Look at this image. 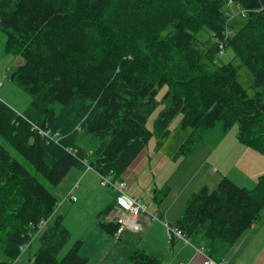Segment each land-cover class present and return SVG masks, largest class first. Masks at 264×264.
Returning <instances> with one entry per match:
<instances>
[{"label":"trees","instance_id":"16d2710c","mask_svg":"<svg viewBox=\"0 0 264 264\" xmlns=\"http://www.w3.org/2000/svg\"><path fill=\"white\" fill-rule=\"evenodd\" d=\"M229 1L246 10L237 31ZM0 31L4 53L24 61L13 80L31 97L22 114L0 102V140L51 187L73 168L123 181L147 141L167 136L179 114L189 133L175 157L193 154L218 124L223 132L236 126L242 146L264 152V0H0ZM241 69L252 95L238 81ZM162 87L164 108L151 132L146 123ZM39 130L58 133V143ZM57 205L0 143V264H13L36 234L29 264L87 263L80 241L58 257L70 233L54 215ZM263 211L264 177L251 190L222 179L190 195L178 227L220 262ZM102 228L114 235L117 225ZM127 263L160 260L134 250Z\"/></svg>","mask_w":264,"mask_h":264},{"label":"crops","instance_id":"0c3cea01","mask_svg":"<svg viewBox=\"0 0 264 264\" xmlns=\"http://www.w3.org/2000/svg\"><path fill=\"white\" fill-rule=\"evenodd\" d=\"M13 111L22 114L25 110ZM243 148L233 139L228 149L220 151L230 154L231 150L235 149L244 155L246 148ZM132 177V173L128 175L125 172L121 179L126 182L124 194L127 197L140 198L137 195L140 192L139 185L136 189L128 190V181ZM214 186L215 184L203 187L211 190L216 187ZM153 187L157 188L145 189V195L149 194V196L140 198L145 202L147 211L139 215L137 231L126 230L120 237H116L107 234L102 225L117 223L120 217V209L117 205L118 194L112 189L101 187L99 175L95 171L71 169L60 184L51 189L59 200L54 215L62 213L63 224L71 235L69 247L80 241L82 244L79 254L86 260V264H121L127 261L128 255L134 250H143L158 257L160 264H203L207 256L202 248L195 247L191 243L186 244L178 237H170L165 227L167 225L171 228H179L185 203L199 188L192 184L177 189L168 186V196L158 200L153 195V192L159 189L155 182ZM71 196L75 201L70 199ZM152 215H156V219H153ZM38 237L39 234L31 240L14 264H19L21 260L26 264L32 261L36 252L32 255L31 246L35 240L38 242ZM219 263L264 264V214L258 223L243 234Z\"/></svg>","mask_w":264,"mask_h":264},{"label":"rangeland","instance_id":"374dc122","mask_svg":"<svg viewBox=\"0 0 264 264\" xmlns=\"http://www.w3.org/2000/svg\"><path fill=\"white\" fill-rule=\"evenodd\" d=\"M227 11H231L230 15H233L237 10L232 6ZM229 21L235 31L239 30L246 23V19L241 16H230ZM4 44L5 39L0 31V81L3 84L0 87V102L8 107L10 106L11 108H9L11 110L22 112L27 110L31 102V97L13 80L15 77L12 79V76L24 61L20 57L5 54L3 51ZM199 48L204 49L202 45ZM219 56L222 57L224 55ZM230 59L231 55L229 52L222 58L223 62H227ZM238 81L248 91V94L252 95L250 89L252 83L251 78L245 69L239 71ZM165 92V87L159 89L156 96L158 105L147 119L146 127L151 132L153 131L155 120L164 108L162 97ZM181 118L182 115L179 114L173 119L169 126L170 133L167 136L159 138L153 135L147 141L144 148L126 171V174L128 173L129 175L132 173L133 175L132 179L128 181V190L136 189L137 185H139L138 189L140 192L137 195L140 198H144V196H149V194L145 195V189L147 187L153 188L152 190L157 188L153 187V183L155 182L159 189L157 192H153V195L159 200L168 196V186L177 189L192 184L199 188L197 191L199 192L203 186L208 187L213 184L217 186L220 180L227 179L238 187L251 190L256 186L259 177H264V152L243 146L246 148L244 155L235 149H232L230 154L221 153L220 150L228 149L231 140L235 139L238 142L236 138V126H233L227 132H223L221 126L218 124L215 128L205 133V139L201 141L193 154L184 158L183 155L175 157L181 143L189 133V131H184L179 128ZM0 143L9 151L15 160L22 164L33 176L37 177L45 187L50 190L53 188L41 178L31 164L18 155L8 144L1 140ZM238 144L240 143L238 142ZM135 181H137L136 184ZM215 188H212L211 191ZM263 214L264 211L261 217ZM58 215H62V213H58ZM69 244L71 245V235L68 243L59 253V258L64 256L70 249ZM38 247L39 244L35 240L31 246L32 255L37 251ZM21 263L23 264L24 261L21 260L19 264Z\"/></svg>","mask_w":264,"mask_h":264},{"label":"built area","instance_id":"2783aa9c","mask_svg":"<svg viewBox=\"0 0 264 264\" xmlns=\"http://www.w3.org/2000/svg\"><path fill=\"white\" fill-rule=\"evenodd\" d=\"M234 6L236 8V13H233V15H229V17H235V16H241V17H245L246 15V10L242 9L240 6L235 5L233 2L229 1L227 4V7H229V9ZM230 34L229 29H225L223 31V35L224 38L226 39ZM224 46V45H223ZM223 46L220 45V52L219 55H223L224 51H223ZM2 85V83L0 82V86ZM39 134L42 135L43 137L58 143V133H51L49 131H43V130H39ZM69 151L71 152V149H69ZM86 170H91L89 167ZM99 185L103 188H109L114 190L118 196H117V205L120 209V217L116 223L117 225V229L114 233V235L116 237H120L122 235V233L126 230H130V231H137L136 228L138 226L137 224V220L138 217L141 213H144L147 211V207L145 202L140 199V198H136V197H127L124 194V190L126 187V182L124 181H114L113 178L111 176H100L99 175ZM70 199L72 201H75L74 197H70ZM153 219H156V215H152ZM47 221H41L38 226V232L43 230V227L46 226ZM166 229H167V233L169 234L170 237H178L180 239H182L186 244H190L188 239L182 234V232L179 230V228H171L167 225H165ZM38 235V234H36ZM35 235V236H36ZM34 236V237H35ZM33 239V238H32ZM29 245H23L20 250L21 253L27 248V246ZM200 251H202V249H200ZM203 264H222L219 262H216L212 259H210L209 257H205Z\"/></svg>","mask_w":264,"mask_h":264},{"label":"water","instance_id":"95a60500","mask_svg":"<svg viewBox=\"0 0 264 264\" xmlns=\"http://www.w3.org/2000/svg\"><path fill=\"white\" fill-rule=\"evenodd\" d=\"M15 77V74L12 76V79Z\"/></svg>","mask_w":264,"mask_h":264}]
</instances>
